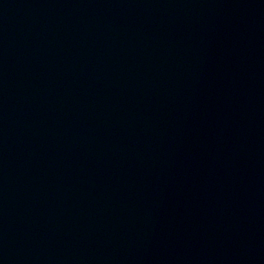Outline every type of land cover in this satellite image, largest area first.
<instances>
[{
    "label": "water",
    "instance_id": "95a60500",
    "mask_svg": "<svg viewBox=\"0 0 264 264\" xmlns=\"http://www.w3.org/2000/svg\"><path fill=\"white\" fill-rule=\"evenodd\" d=\"M0 264H264V0H0Z\"/></svg>",
    "mask_w": 264,
    "mask_h": 264
}]
</instances>
